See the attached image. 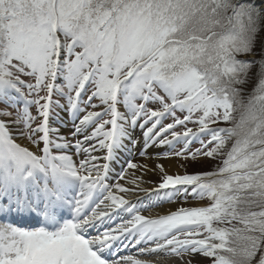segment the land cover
<instances>
[{"label": "snow or ice", "instance_id": "6c2138e0", "mask_svg": "<svg viewBox=\"0 0 264 264\" xmlns=\"http://www.w3.org/2000/svg\"><path fill=\"white\" fill-rule=\"evenodd\" d=\"M0 264H264V0H0Z\"/></svg>", "mask_w": 264, "mask_h": 264}]
</instances>
